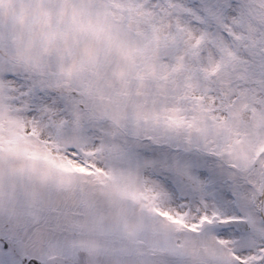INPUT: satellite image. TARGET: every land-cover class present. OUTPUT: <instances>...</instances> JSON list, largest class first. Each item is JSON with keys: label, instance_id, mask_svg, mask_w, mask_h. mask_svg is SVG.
I'll list each match as a JSON object with an SVG mask.
<instances>
[{"label": "snow or ice", "instance_id": "obj_1", "mask_svg": "<svg viewBox=\"0 0 264 264\" xmlns=\"http://www.w3.org/2000/svg\"><path fill=\"white\" fill-rule=\"evenodd\" d=\"M0 264H264V0H0Z\"/></svg>", "mask_w": 264, "mask_h": 264}]
</instances>
